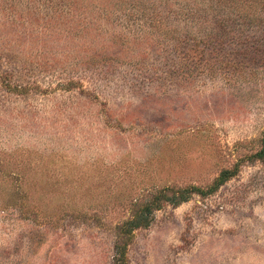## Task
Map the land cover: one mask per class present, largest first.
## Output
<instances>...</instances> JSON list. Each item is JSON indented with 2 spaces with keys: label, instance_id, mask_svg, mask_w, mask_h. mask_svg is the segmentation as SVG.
<instances>
[{
  "label": "rangeland",
  "instance_id": "rangeland-1",
  "mask_svg": "<svg viewBox=\"0 0 264 264\" xmlns=\"http://www.w3.org/2000/svg\"><path fill=\"white\" fill-rule=\"evenodd\" d=\"M263 134L264 0H0V264H264Z\"/></svg>",
  "mask_w": 264,
  "mask_h": 264
},
{
  "label": "trees",
  "instance_id": "trees-1",
  "mask_svg": "<svg viewBox=\"0 0 264 264\" xmlns=\"http://www.w3.org/2000/svg\"><path fill=\"white\" fill-rule=\"evenodd\" d=\"M262 144H263V146H262V148H261V150L257 153V156L259 157V158H261V159H263L264 158V134H263V137H262ZM226 176L227 174H225V172L222 174V176ZM223 181V177H221L220 176V182H222ZM186 198H184L183 200H185ZM138 225H136V224H132V226L130 227V229L129 230H132V229H134V228H136ZM122 233L124 234V233H126V231H122ZM125 244V243H124ZM124 244L122 243V244H120V245H118V247H117V254L119 255V256H121V254H123L124 253Z\"/></svg>",
  "mask_w": 264,
  "mask_h": 264
}]
</instances>
